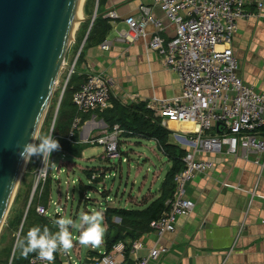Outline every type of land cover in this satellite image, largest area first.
<instances>
[{"label": "crops", "instance_id": "0c3cea01", "mask_svg": "<svg viewBox=\"0 0 264 264\" xmlns=\"http://www.w3.org/2000/svg\"><path fill=\"white\" fill-rule=\"evenodd\" d=\"M261 2V16L255 14L257 9L254 6H248L247 10L255 15L238 22V29L232 41L233 54L238 62V76L258 92L264 89V0ZM140 6L149 7L152 17L162 21L164 30L161 35L165 40L175 35L174 26L168 23L153 0H105L100 13H97V5L96 13L109 20L110 30L103 41L96 39L86 44L85 40L82 54L77 64L75 63L79 66L73 83L79 87L88 73L102 75L110 83L113 107L117 105L124 109L121 116L126 118L129 128L147 133L149 129L142 124L147 118V113L137 105L145 104V101L152 98L177 96L180 93V83L177 75L165 69L158 55L148 49L152 27L147 28V37L136 43H127L120 39V35L127 30L125 18L136 16ZM110 12L117 15L115 19L107 16ZM89 32L84 39H87ZM104 41L109 42L108 50L101 47ZM154 117L151 120L156 119ZM175 124L176 127H171L170 124L164 127L170 132L168 143L185 152L192 150L186 140L193 137L188 133L194 132V127L185 131L182 129L185 126L183 123ZM108 127L97 114L86 116L78 133L76 154L73 149L65 150L71 159L68 163L72 168L77 166V162L85 163L83 167L77 166L78 170H82L89 178V183L102 185L96 192L100 196H108L106 210L143 213L154 202L163 201L166 205L171 194H166L164 186L173 168L172 160L156 140L126 134L120 139V147L124 151L122 154L126 159L122 163H128L130 168L132 155L136 161L135 173L131 187L125 188L120 195L117 192L114 200H111L109 196L112 187L108 189L103 181L115 176L118 170L122 172V163L118 165L117 171L100 167L104 162L102 148L85 144L92 135L105 131ZM178 132L181 135H178ZM177 137L183 138L185 142H180ZM146 152H149L151 157H148ZM195 155L199 160L211 162L212 168L197 175L186 186V196L194 202L192 213L177 218L175 230L164 233L161 237L151 231L141 234L135 239L144 246L139 254L146 255L148 250L157 244L168 251L151 264H264V200L250 194L255 191L257 195H264V165L261 167L254 163L256 159L262 160L263 157L251 153L244 159L240 154L228 155L223 150H200ZM61 162L57 174H52V178L66 172L64 166L67 162L63 159ZM91 172H100L97 182H90ZM77 180L80 182V179ZM51 182L47 185V193L50 192ZM58 194V200L54 201L52 195L48 194L46 200L43 197V202L38 203L36 207L50 208L53 202L67 204V201L62 199L60 189ZM105 211V230L106 226L108 228V220L115 227L123 226L120 216L111 213L105 215ZM41 218L45 219L50 227L53 226L49 219ZM125 218L131 223L138 216L127 215ZM242 221L244 227L240 231ZM122 235L126 236V233L122 232ZM125 239L131 240L127 236ZM123 264H133V258L127 255Z\"/></svg>", "mask_w": 264, "mask_h": 264}, {"label": "built area", "instance_id": "2783aa9c", "mask_svg": "<svg viewBox=\"0 0 264 264\" xmlns=\"http://www.w3.org/2000/svg\"><path fill=\"white\" fill-rule=\"evenodd\" d=\"M163 12L169 24L175 28V35L165 40L161 32L162 21L151 15V9L140 6L136 16L125 18L127 30L120 35L122 41L136 43L147 37V28L152 27L148 49L156 53L162 66L175 73L180 83V93L172 98H152L145 101L146 108L155 112L162 126L170 123H191L195 129L189 132L193 137L187 141L190 151L182 158L183 167L174 175V192L167 202V210L149 224L151 232L161 237L164 233L175 230L179 217L189 216L194 209V202L186 196V186L197 175L204 174L212 168V163L196 158V152L221 151L228 155H241L247 159L255 153L262 160L254 163L264 165V89L256 91L254 87L244 83L238 76V62L233 54L232 41L238 29V22L261 16L263 3L261 0H153ZM254 6L257 13L247 10ZM109 18L116 14L110 12ZM103 50L109 49V42L101 45ZM110 83L102 75L88 73L79 89L72 95L77 116L73 119L66 139L75 144L74 137L82 127L81 116L93 112H103L113 107L110 94ZM218 123L224 125L218 133ZM123 130L119 125L92 135L85 142L89 146L102 148L103 159L114 171L126 159L122 155L120 139ZM182 142V141H180ZM184 143V142H183ZM186 143V144H187ZM49 164V161H48ZM48 166L39 169L37 184L47 180ZM46 169L44 174L41 171ZM102 171V170H101ZM100 172L91 174L90 182H97ZM79 182L72 181V184ZM66 182V198L69 200ZM101 189V188H100ZM252 197L264 200V195L250 192ZM99 202V209L106 210V202ZM89 200L85 197V202ZM50 202L51 199H50ZM50 208L37 206L38 216L49 219L56 225L55 217H65L67 204L53 202ZM87 210V208H86ZM58 227V226H57ZM244 221L240 223V231ZM72 241L79 243V236L71 235ZM80 244V243H79ZM81 244L76 258L68 251L58 250L52 262L40 258L33 252L28 264H123L126 256L133 258V264H151L164 255L167 248L154 245L146 255H140L144 248L138 240H118L107 249L95 250L96 257L89 259L87 252L81 254ZM58 254V255H57Z\"/></svg>", "mask_w": 264, "mask_h": 264}, {"label": "water", "instance_id": "95a60500", "mask_svg": "<svg viewBox=\"0 0 264 264\" xmlns=\"http://www.w3.org/2000/svg\"><path fill=\"white\" fill-rule=\"evenodd\" d=\"M79 1L0 0V229L25 167L17 153L42 123L80 23Z\"/></svg>", "mask_w": 264, "mask_h": 264}, {"label": "rangeland", "instance_id": "374dc122", "mask_svg": "<svg viewBox=\"0 0 264 264\" xmlns=\"http://www.w3.org/2000/svg\"><path fill=\"white\" fill-rule=\"evenodd\" d=\"M96 1L97 0H84V3H82V20L76 28L73 41L70 44V47L66 53L64 67L62 68L57 78V83L53 89L46 113L43 117L42 123L34 140V143H38L42 135H47L50 133L53 134L54 129H58L56 133L53 134V136L59 141L61 148L59 151L53 152L50 157V159L56 164H48V159L46 158H33V160L24 167L20 179L18 181L16 190L14 192L10 208L0 229V262L5 261L7 259L10 260L11 257L13 259L14 255L18 252L14 246L18 235H22L23 231L24 233H27V224H29L30 222V224H33L34 220L41 218L36 214L35 207L38 203L41 204V202H43V197L46 200L47 195L51 194L53 200L56 201L59 199L58 191L60 189L62 199L65 201L67 181H69L70 185L68 186L67 190L69 200L66 206L65 217L70 216L74 221V225L70 226L69 229L71 235L79 236L80 232L82 231V229L76 227V225L80 223L81 214L91 213L95 210H100L98 203L105 202L106 196H100V194L96 192L99 191L102 185L100 186L94 183H89V178L86 177L84 173H82V170H78L79 168L77 166L83 167L85 166V163L77 162V166H73V168H76V170H73L71 165L68 163V161L70 162L71 159L65 153V150H68V148L73 149V153L76 154L77 147L75 146V144L78 140L79 132L77 133L75 144H71L72 142L70 143L66 139L68 133L65 135L63 132L65 128L62 126V124L58 123L59 117L62 113L60 106L63 102L64 95H67L69 92H72L70 88L74 81L77 68L79 66L75 65V63L77 64V60L79 58L83 46V39L87 33L91 18L95 10ZM72 95L73 94L71 93L70 97ZM178 135H181L180 132H178ZM142 151H144V149ZM121 152L124 153L123 150ZM146 154L148 157H151V154L149 152H146ZM131 157L133 158V160L130 161V168L128 167V163H122V172L116 170L117 172H115V176L106 178L103 181L108 189L112 187L109 196L111 200H114L113 198L117 192H119L120 195V193H122L125 188L129 189L132 185L135 173L134 165L136 161L132 155ZM162 158L164 159L165 157L162 156ZM62 159L64 162H67L64 167H66V172L68 175L66 174V172H63L59 176H55L54 178H52L53 175L57 174L56 171H58V165L62 163ZM165 161H167V159ZM104 162H102L100 167L112 171L113 169L109 168L108 163ZM45 165L48 166L47 180L44 183H41V185L36 186L39 169L42 166L45 167ZM61 165L62 164H60L59 166ZM145 170L146 167H144V171ZM77 179H80V182H77L75 184L71 183L72 181H75ZM126 179H128L127 183ZM49 181H52V184L50 192L47 193L45 191ZM57 181H60V183ZM85 197H87V199L89 200L87 203L85 202ZM53 209L54 207L51 206L50 211L52 212ZM103 226L105 228L104 223ZM51 229L54 231V233L59 230L57 226H51ZM106 231L107 226L103 235L102 242L98 246L90 244L91 250H89V247L85 245L81 246L82 256L85 255L88 249L89 251L87 252V257L91 259L97 256V254L94 252V249H106ZM79 246L80 244L75 240L73 242L72 248L68 250L69 254L72 255V257L76 258L77 255L75 254L79 253ZM60 253L61 250L58 252V254L60 255Z\"/></svg>", "mask_w": 264, "mask_h": 264}, {"label": "trees", "instance_id": "16d2710c", "mask_svg": "<svg viewBox=\"0 0 264 264\" xmlns=\"http://www.w3.org/2000/svg\"><path fill=\"white\" fill-rule=\"evenodd\" d=\"M104 2L105 0H99L97 13H100L101 7L104 4ZM109 30H110L109 20L104 19L102 16L97 17L94 20L91 30L89 32V35L86 39V44L96 39H98V41H103L105 36L109 32ZM81 54L82 52L80 53L79 58ZM79 87L76 88L74 86V83H72L71 88H70L72 92H69L67 95L66 94L64 95L63 102L61 103V106H60L62 113L59 117L58 123L62 124V126L65 128L63 130L65 135L68 133L73 119L77 116V111L74 105L72 106V96L70 97V95L71 93L73 94L75 91H77ZM137 106H139L141 109L145 111V113H147V118H145L146 120H144L142 123L145 126V128L149 129V132L147 133L143 131L139 132V131L130 129L128 126V123L125 121L126 118H122L121 116L122 114H124V109L122 107H118L117 105L103 112H93L89 114H84L81 116V123L83 125L84 121L86 120V116L91 115V114H97V116L103 119L106 122V124L109 126L108 129H110L114 125H119L120 129L123 130V135L126 134L127 136H139V137H144V138H152L156 140L159 143V145L162 147V149L164 150L165 154L168 157H170V159L173 162V168L171 172L169 173L168 178L165 182V186H164V191L166 192V194L167 195L171 194L169 197L170 199L173 195L174 188H175L173 177L183 167L182 158L184 157L186 152L183 149L174 147L168 143V137H169L170 132L166 128H164V126H162L160 118H158L155 115V112L146 108L145 104H140ZM153 117L156 119L151 120ZM57 130L58 129L55 128L53 131V134H55ZM261 130L264 132V127H262ZM76 136L74 137V141H76ZM77 143L78 142H76V144ZM166 210H167V204L165 205L163 201L154 202L151 205V207L143 213H138V212L129 213L125 211H110L109 209H107L105 211V215H108L109 213L113 215L117 214L118 216L121 217L123 226L115 227L114 225L110 223V220H108L109 221L108 228L106 231V248L108 249L112 243L118 240H124L126 236L128 238H131V240H135L144 232L151 231L150 226H149L150 222L152 220L157 219ZM28 214H29V211H28ZM127 215L138 216L137 219H140V221L137 219H134L130 223L125 218V216ZM30 223L27 224V230H29L33 226L38 225L42 229L44 227H47L51 233H54V231L48 225V222L43 218L34 220L33 224H30ZM122 232H125L126 236H123ZM23 234H26V232L24 233L23 231ZM17 251L18 252L14 255L11 264H28V260L32 253H29L27 256H22L19 250ZM8 261L9 260L7 259L5 261L0 262V264H8Z\"/></svg>", "mask_w": 264, "mask_h": 264}, {"label": "clouds", "instance_id": "9594fccd", "mask_svg": "<svg viewBox=\"0 0 264 264\" xmlns=\"http://www.w3.org/2000/svg\"><path fill=\"white\" fill-rule=\"evenodd\" d=\"M60 148L59 141L50 133L42 135L38 143L31 140V142L23 144L17 155L24 166L33 158H46L50 165H55L56 163L50 157L53 152L59 151ZM45 172L46 169H43L41 174ZM103 218L102 209L81 214L80 223L76 225L77 228L82 229L78 238L81 245L98 246L102 242L105 232ZM56 225L59 230L55 233H51L47 227L43 229L38 225L31 227L26 234L18 235L15 248L19 250L22 256L35 252L40 258L52 262L55 259L54 254L58 250L68 251L73 246L69 230L70 226L74 225L73 219L70 216L58 217Z\"/></svg>", "mask_w": 264, "mask_h": 264}, {"label": "bare ground", "instance_id": "6f19581e", "mask_svg": "<svg viewBox=\"0 0 264 264\" xmlns=\"http://www.w3.org/2000/svg\"><path fill=\"white\" fill-rule=\"evenodd\" d=\"M82 3H84V0H80V1H79L78 9H77V12H76V18H77L78 21H81V20H82V19H81V17H82V10H81ZM77 24H78V23H77ZM77 24H76V26H77ZM76 26H75V27H76ZM183 125H185V126L182 127L181 124H180V127H182L183 130L185 129V131H186L187 129H192V127H193V125H192L191 123H184ZM170 126H171V127H176L177 125H176L175 123H170Z\"/></svg>", "mask_w": 264, "mask_h": 264}]
</instances>
